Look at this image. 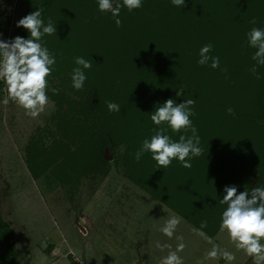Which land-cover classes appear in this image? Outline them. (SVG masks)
I'll list each match as a JSON object with an SVG mask.
<instances>
[{
  "label": "trees",
  "instance_id": "1",
  "mask_svg": "<svg viewBox=\"0 0 264 264\" xmlns=\"http://www.w3.org/2000/svg\"><path fill=\"white\" fill-rule=\"evenodd\" d=\"M26 2L25 16L40 8L45 25L51 19L56 26V34H45L41 39L56 58L52 75L68 72L70 66L82 67L75 63L76 57L92 64L90 69H83L87 79L75 96L70 97L58 85L49 88L47 94L63 110L83 113L84 117L78 122L67 119V128L61 121L66 136L55 141L54 156L41 163L38 156L42 149L32 142L29 167L36 175L53 163L54 172L61 170L57 172L61 179L67 171L77 176L107 171L110 159L106 149L118 157L120 146L126 143L121 160L129 176L157 197L170 201L177 210L185 211L198 225L207 222V216L210 226L207 222L208 227L203 229L209 235L220 228L227 205L219 200L226 194V186L238 190L249 182L251 189L256 179L264 187V65L252 59L256 49L247 42V33L253 27L264 29V0H185L184 7L174 6L172 0H142V7L120 11V27L111 11L99 9L98 0H85L82 14L69 5L63 10L64 0ZM58 6L63 11L59 23L53 19V14L58 15ZM63 17L73 18V28L62 23ZM253 18L255 25L250 23ZM17 36L27 39L30 32L20 26L13 39ZM206 44L213 45L210 55L219 57V68H212L211 61L203 66L197 63L200 49ZM253 66L257 68L255 74ZM181 88L184 92L179 103L195 101V115L190 119L200 136L199 147L203 148L195 161L199 165L211 163L213 177H209V170L183 167L178 159L166 169L159 168L150 152L139 161L135 158L145 140L141 139L151 138L154 130L164 128L166 135L177 134L167 124L155 125L151 115L156 107L174 99ZM109 101L121 110L110 112ZM72 130L74 134H70ZM187 132L182 130L180 134ZM71 139H81L74 152L68 149ZM220 164L223 168L218 167ZM197 178L208 180L209 194L197 192ZM196 195L203 198L195 205L188 204L195 202ZM0 264H18L15 231L4 219L1 205Z\"/></svg>",
  "mask_w": 264,
  "mask_h": 264
},
{
  "label": "rangeland",
  "instance_id": "2",
  "mask_svg": "<svg viewBox=\"0 0 264 264\" xmlns=\"http://www.w3.org/2000/svg\"><path fill=\"white\" fill-rule=\"evenodd\" d=\"M64 1L63 10L69 5L71 10L82 14L85 0ZM116 4L123 5V0H113V5ZM26 8V0H0V40L13 39L17 22L25 16ZM126 8L122 6L121 11ZM56 12L58 15L53 14V19L59 23L63 11L59 7ZM72 20L63 17L62 23L72 27ZM40 42L47 47L46 41ZM49 52L54 54L51 49ZM72 69L70 66L68 72L57 76L51 73L47 92L51 86L58 85L70 97L75 96L76 89L69 78ZM64 78L67 79L64 81ZM0 81V205L4 219L15 231L18 264H75L74 260L77 264H160L169 249L161 251L157 242L171 245L172 251L183 243L185 247L179 253L183 264H230L223 259L224 250L235 255L231 264H253L251 257L236 249L226 231L219 228L215 236H210L202 229L205 235H198L193 229L201 230V226L188 218L185 211L177 210L170 201L164 202L132 179L121 160L126 143L117 152L120 157L106 149L110 159L107 171L85 172L82 176L67 171L61 179L57 175L61 170L54 172L56 163H53L44 173L36 175L29 167L28 150L35 143L42 149L39 163L51 158L55 141L66 136L61 121L64 120L63 126L66 127L67 119L78 122L84 114L67 113L47 94L48 105L33 118L10 98L6 105L3 103L8 91L5 82ZM178 92L181 94L177 95ZM183 92L181 88L175 94L173 100L176 103L180 102ZM74 132L70 131V134ZM180 133L174 136L170 132L168 135L176 141ZM80 141L71 139L68 149L72 152L78 150ZM195 159L199 160L200 156L191 161L196 162ZM218 167L222 168V165ZM248 185L249 182L240 186L238 193L261 187L256 179L251 189ZM188 204L195 203L190 201ZM171 216L180 217V224L169 239L160 228ZM206 219L210 226L207 216ZM176 236H183V241H178ZM208 238L218 245L216 259L206 258L213 247Z\"/></svg>",
  "mask_w": 264,
  "mask_h": 264
},
{
  "label": "clouds",
  "instance_id": "3",
  "mask_svg": "<svg viewBox=\"0 0 264 264\" xmlns=\"http://www.w3.org/2000/svg\"><path fill=\"white\" fill-rule=\"evenodd\" d=\"M172 4L177 7H184L185 0H172ZM101 11H111L117 27L122 26L119 19L122 6H126L129 11L142 7V0H123V5H113V0H98ZM41 9L28 14L17 22V27L22 26L30 32V37L17 36L11 41L0 40V80L7 86L8 97L3 103L6 105L9 98L25 110V114L33 118L37 117L48 105V77L56 64L54 54H51L47 47L42 46L41 39L47 35L56 34V26L51 21L45 25L41 18ZM251 24L257 23L253 18ZM247 42L251 48L256 49L252 59L258 65H264V29L253 27L247 33ZM213 45H204L199 52V65H207L211 61L212 68H219L220 59L218 56H211ZM75 63L82 67H76L72 73V86L76 90H82L87 79L83 69H90L92 64L83 57H76ZM226 71V69H225ZM251 71L257 72L256 66ZM259 78V76H257ZM52 91L59 93L58 89ZM178 92L177 95H180ZM193 99H186L182 103H176L173 99H168L156 107L152 112L151 120L157 126L167 124L173 132L191 131V136L180 135L179 141H173L169 135L165 134L164 128L154 130L155 134L151 139H145L142 147L136 152L135 158L139 161L145 152L152 154L159 168H168L174 159H178L182 166L190 168V157H199L203 154V149L199 147L200 136L197 128L193 125L191 116L195 115L192 106ZM110 112H119L120 106L114 102H107ZM229 114L233 109H228ZM226 193L219 200L221 205H227L222 212L220 230L226 231L231 242L237 250H242L253 259V264H264V187L252 188L251 192H239L236 186H226ZM180 224V217L171 216L160 228V231L171 239ZM207 227V222L201 224V229ZM200 236L205 234L201 230L193 229ZM178 241H183V236H176ZM208 242L213 244L212 249L206 254L208 259L218 258V245H215L211 238ZM157 247L169 252L164 256L160 264H183V258L179 255L185 245L179 243L175 251L170 250L171 245L157 242ZM223 259L230 264L235 260V255L227 250L222 253Z\"/></svg>",
  "mask_w": 264,
  "mask_h": 264
},
{
  "label": "crops",
  "instance_id": "4",
  "mask_svg": "<svg viewBox=\"0 0 264 264\" xmlns=\"http://www.w3.org/2000/svg\"><path fill=\"white\" fill-rule=\"evenodd\" d=\"M186 136H191V133L189 134V132H187L186 133ZM172 137V136H171ZM179 141V138L178 139H176V142H178ZM202 148V147H201ZM203 149V148H202ZM193 157H191V159H192ZM190 159V160H191ZM146 165H148L149 166V164H146ZM191 167H193L194 169H196L197 171H203V170H209V177H213V172H214V170H213V165L211 164V163H205V165L204 164H202V165H199L198 164V162H194V161H191ZM204 168V169H203ZM223 168V167H222ZM208 173H206V176L208 177ZM180 175H182V174H180ZM195 183V187H198L196 190H197V192H200V193H202L203 195L204 194H209L207 191L211 188L210 186H209V182H208V180H206V179H204V180H202V179H200V178H197V180L194 182ZM146 189V188H145ZM147 190V189H146ZM149 191V190H148ZM195 192V191H194ZM211 193V192H210ZM212 194V193H211ZM201 197V196H200ZM198 195H196V198H194L195 199V204H196V201L197 200H199V198H200ZM201 198H203V196L201 197ZM161 199V198H160ZM193 199V200H194ZM164 202H166L165 200H163ZM193 202V201H192ZM167 203V202H166ZM194 204V205H195ZM192 206V205H191ZM200 229V228H199ZM202 230V229H201ZM203 231V230H202ZM205 232V231H204ZM206 233V232H205ZM207 234V233H206ZM217 234V233H216ZM215 234V235H216ZM209 235V234H208ZM215 235H213V236H215ZM210 236H212V235H210ZM56 249H58V248H56ZM59 250V249H58ZM75 263V262H74ZM47 264V263H46ZM75 264H77V263H75Z\"/></svg>",
  "mask_w": 264,
  "mask_h": 264
}]
</instances>
